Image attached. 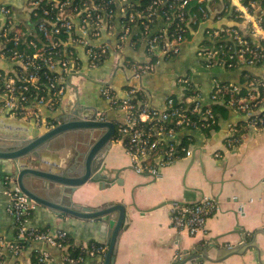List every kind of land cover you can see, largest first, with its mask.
Instances as JSON below:
<instances>
[{
  "label": "built area",
  "instance_id": "obj_1",
  "mask_svg": "<svg viewBox=\"0 0 264 264\" xmlns=\"http://www.w3.org/2000/svg\"><path fill=\"white\" fill-rule=\"evenodd\" d=\"M31 26L17 19L7 5H0V117L43 123L41 108H61L71 85L68 76L81 68L77 48H82L89 68L108 57L110 45L101 41L113 36V48L126 42H144L146 61L121 62L128 73L122 94L110 83L100 84V94L115 112L113 141L119 142L129 167L138 175L157 180L165 167L192 153V132L205 136L225 120L226 150H235L243 136L264 130V0H30ZM119 26V29H116ZM197 36L195 56L206 70L232 73L235 79L211 77L205 94L190 73L174 77L175 91L162 106L150 103L140 80L155 69L160 58L180 52L184 42ZM215 106L235 118L223 119ZM97 119H107L97 112ZM48 123H46L47 125ZM214 156L221 157L218 151ZM5 176L6 212L15 228L11 242L0 238V264L4 248L16 261L30 248L35 264H54L43 243L62 251L65 264H82L104 256L107 243H70L63 229L27 223L34 204L12 186ZM218 210L213 197L170 204L171 225L194 236L204 231L206 219ZM78 248L72 255L68 248Z\"/></svg>",
  "mask_w": 264,
  "mask_h": 264
},
{
  "label": "crops",
  "instance_id": "obj_2",
  "mask_svg": "<svg viewBox=\"0 0 264 264\" xmlns=\"http://www.w3.org/2000/svg\"><path fill=\"white\" fill-rule=\"evenodd\" d=\"M0 5L9 6L17 19L26 26H31L28 13L30 0H0ZM101 41L108 42L110 50L104 62L95 68L88 67L84 50L77 48L81 61L80 72L68 76L71 88L60 109L52 111L42 107L43 123L39 126L30 121L0 117V135H19L27 128L31 135L40 133L51 126L58 114L76 98L82 104L93 106L97 112L104 113L107 119L113 120L115 112L101 96L100 84L110 83L118 94H122L128 73L120 63H141L148 57L144 42L139 39L131 40L133 43L127 41L120 51L113 48V36L103 37ZM196 42L197 36L184 42L176 55L160 58L155 69L139 81L151 104L163 105L165 97L175 91L174 77L180 73H190L205 94L213 75L220 79H235L232 73L226 71L204 69L195 56ZM0 67L9 66L0 59ZM88 112L84 114L87 115ZM235 117L234 114L230 115V118ZM225 127V120H221L218 128L207 136L201 132H192L191 155L165 167L157 180L145 174H136L128 165L123 146L112 141L103 162L108 167L124 168L119 174L122 184L99 189L96 183H87L79 188L72 200L91 207L109 202L127 204L126 226L116 243L114 264H173L176 255L195 244L212 240L219 247L228 244L234 246L253 231L254 247L248 248L243 255L233 256L231 260L234 261L233 264H264V130L257 134L246 133L240 145L229 151L224 143ZM98 132L95 131L92 135H97ZM79 138V133L69 132L52 149L42 150L41 159L49 165L58 163L63 156L71 154L74 141ZM60 144H65V148H59ZM215 151L222 156H214ZM5 176L12 177L10 161H0V238L11 242L15 239V228L6 212L8 199L4 193ZM13 185L16 187L15 182ZM203 196L213 197L218 204V210L206 219L204 231L192 236L185 230H176L170 222L171 202L187 204L198 201ZM131 204L136 207L133 208ZM27 223L36 227L63 229L68 232L73 243L107 241L105 222L70 215L58 216L39 205H34ZM35 246L48 249L54 264H65L61 259L62 251L58 248L43 243L31 244V247ZM242 250L245 247H241L240 252ZM3 252L2 264H11L14 259L9 250L4 248ZM102 260L103 257L98 255L87 258L82 264H102ZM16 261L19 264H32L30 248L21 251Z\"/></svg>",
  "mask_w": 264,
  "mask_h": 264
},
{
  "label": "water",
  "instance_id": "obj_3",
  "mask_svg": "<svg viewBox=\"0 0 264 264\" xmlns=\"http://www.w3.org/2000/svg\"><path fill=\"white\" fill-rule=\"evenodd\" d=\"M86 112L87 115L84 114ZM96 113L95 107L82 104L76 98L58 114L51 126L40 133L31 135L27 128L19 135H0V161L12 164L16 189L25 195L29 205L47 208L58 216L70 215L105 222L107 250L102 264H114L116 243L126 226L127 204L109 202L91 207L72 200L84 184L96 183L99 189H105L123 182L119 174L124 168L108 167L103 162L114 138L115 125L112 120L97 119ZM95 131H99L98 134L92 135ZM69 132L79 133L80 137L75 139L71 154L63 156L58 163H45L40 157L42 150L52 149ZM58 147L63 149L65 144ZM131 206L136 207L135 204ZM241 247H245L243 252H240ZM250 247L254 245L245 237L240 244L225 247L207 240L176 255L173 264H233L231 258L243 255Z\"/></svg>",
  "mask_w": 264,
  "mask_h": 264
},
{
  "label": "trees",
  "instance_id": "obj_4",
  "mask_svg": "<svg viewBox=\"0 0 264 264\" xmlns=\"http://www.w3.org/2000/svg\"><path fill=\"white\" fill-rule=\"evenodd\" d=\"M215 109L221 115V117L223 119L229 118L230 115H229L228 111L225 108H223L221 106H215ZM254 233H255V231H253V232H251L249 234H246L245 235L246 241H248V242L252 241V237H253ZM69 241H70V243H73L71 238H69ZM87 243L88 244L89 243L102 244V242H96V241H93V240H90ZM68 250L73 256L76 255L79 252V249L76 248V247L75 248H70L69 247ZM32 264H35L34 258H32Z\"/></svg>",
  "mask_w": 264,
  "mask_h": 264
}]
</instances>
